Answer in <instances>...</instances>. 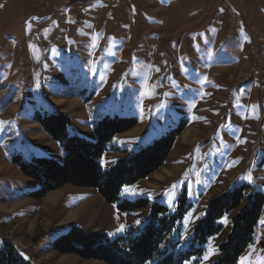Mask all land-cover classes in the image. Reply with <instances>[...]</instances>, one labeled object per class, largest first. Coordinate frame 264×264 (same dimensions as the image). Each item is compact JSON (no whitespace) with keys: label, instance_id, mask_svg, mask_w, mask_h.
<instances>
[{"label":"rangeland","instance_id":"1","mask_svg":"<svg viewBox=\"0 0 264 264\" xmlns=\"http://www.w3.org/2000/svg\"><path fill=\"white\" fill-rule=\"evenodd\" d=\"M37 111L67 114L70 133L91 141L102 117L136 118L108 145L104 170L185 123L165 165L125 185L120 201L165 205L177 220L161 251L177 243L187 250L212 198L244 184L264 194V0H0V238L37 264H105L57 253L52 242L73 226L110 239L138 233L150 208L123 212L120 201L72 185L33 198L39 183L15 156H65L33 120ZM246 205L226 214L222 233L186 264H201L210 246L218 254L203 264L216 262L232 217ZM262 221L264 211L237 264L264 258Z\"/></svg>","mask_w":264,"mask_h":264},{"label":"trees","instance_id":"2","mask_svg":"<svg viewBox=\"0 0 264 264\" xmlns=\"http://www.w3.org/2000/svg\"><path fill=\"white\" fill-rule=\"evenodd\" d=\"M88 1L69 0V3ZM33 120L53 140L59 141L65 152L62 162L50 157H33L25 161L15 156L14 160L22 172L39 183V188L31 193L33 198L39 200L59 188L72 185L93 188L107 202L120 201L125 185L145 180L165 165L175 143L187 127L185 123H180L166 135L140 146L129 157L118 160L104 170L101 159L108 145L116 135L137 126L136 118L117 115L102 117L95 125V141L71 134L73 121L67 114L37 111ZM248 190L250 193L246 195ZM245 201L246 207L232 217L231 230L226 240L219 244V259L211 263L237 264L253 242L264 211V194L247 184L234 186L212 198L205 215L194 225L193 239L187 250H177V243L169 251H161L162 244L176 227L177 218L169 214L165 205L146 198L135 201L124 199L118 205L121 211L128 213L150 208L140 232L129 230L125 236L110 239L102 231L88 232L73 226L52 242L51 249L60 254H74L84 260H98L105 264H186L203 254L205 244L222 233L224 226L220 220ZM155 257L157 260L150 263ZM0 264L37 263L18 251L10 241L0 238Z\"/></svg>","mask_w":264,"mask_h":264},{"label":"snow or ice","instance_id":"3","mask_svg":"<svg viewBox=\"0 0 264 264\" xmlns=\"http://www.w3.org/2000/svg\"><path fill=\"white\" fill-rule=\"evenodd\" d=\"M3 122H0V125H2ZM245 179L248 181V183H252L253 181V176L251 175V173H249ZM197 183H200V181H197ZM175 185L172 186V190L170 191H166L165 196L167 197V203L169 204H174L175 203ZM125 194L126 195H139L142 194L140 193L138 190L135 189H131V188H125ZM189 192H191V189H189ZM222 222L227 224L228 218L227 217H223L222 218ZM137 223H140V221H137ZM262 223H264V221H262ZM120 231L123 230V226H121V228L119 229ZM218 254V249H216L214 246H210L209 250L206 252V254L204 255V257L202 258L201 264H203V261H207L211 256L213 255H217ZM240 264H251L250 258H241L240 260ZM257 264H264V258H261L257 261Z\"/></svg>","mask_w":264,"mask_h":264},{"label":"bare ground","instance_id":"4","mask_svg":"<svg viewBox=\"0 0 264 264\" xmlns=\"http://www.w3.org/2000/svg\"><path fill=\"white\" fill-rule=\"evenodd\" d=\"M193 129H191V128H189L188 130H187V132L185 133V138L188 140L190 137H193L192 135H193Z\"/></svg>","mask_w":264,"mask_h":264},{"label":"crops","instance_id":"5","mask_svg":"<svg viewBox=\"0 0 264 264\" xmlns=\"http://www.w3.org/2000/svg\"><path fill=\"white\" fill-rule=\"evenodd\" d=\"M199 19L201 20V17Z\"/></svg>","mask_w":264,"mask_h":264}]
</instances>
